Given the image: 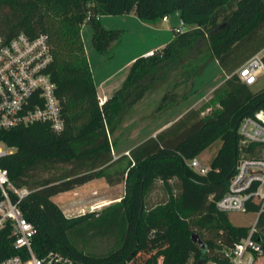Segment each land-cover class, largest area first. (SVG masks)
<instances>
[{"label": "trees", "instance_id": "16d2710c", "mask_svg": "<svg viewBox=\"0 0 264 264\" xmlns=\"http://www.w3.org/2000/svg\"><path fill=\"white\" fill-rule=\"evenodd\" d=\"M129 14L149 26L177 14L187 27L173 33L160 52L134 59L120 87L100 102L81 27L90 28L91 45L103 54L120 43L123 30L104 28L100 18ZM21 33L47 38L46 72L61 118L59 131L40 121L0 131V143L12 149L0 157V168L14 186L29 190L19 209L36 231L35 254L59 252L80 264H158L160 258L161 264H185L190 257L194 264H230L222 250L246 236L248 227L233 225L216 202L240 158L264 160V145H242L238 132L244 118L264 112V87L252 90L235 74L264 48V0H0V46ZM203 45L225 75L211 92L216 109L204 114L188 108L114 158L111 137L126 113L167 81V67L191 52L200 55ZM177 98L165 90L159 107L177 104ZM215 141L220 145L207 172H194L186 162ZM95 179L110 187L123 184L122 196L100 210L64 216L52 197ZM157 183L167 198L148 208ZM256 211L257 206L247 208ZM256 226L253 238L264 256V212ZM104 239L112 241L105 252L84 251ZM15 252L10 229H1L0 261Z\"/></svg>", "mask_w": 264, "mask_h": 264}, {"label": "built area", "instance_id": "2783aa9c", "mask_svg": "<svg viewBox=\"0 0 264 264\" xmlns=\"http://www.w3.org/2000/svg\"><path fill=\"white\" fill-rule=\"evenodd\" d=\"M175 15L178 21L172 31L181 34L185 25ZM169 17L164 16L162 21L167 22ZM153 54V51H148L144 57ZM263 54L264 48L235 71L239 80L248 87L255 85L259 77L264 76ZM50 62L51 53L44 35L30 38L21 33L0 46V131L39 121L49 122L56 131L61 129L55 85L46 72ZM238 132L242 145H264V112L259 111L253 117L244 118ZM4 147L0 148V157L12 152V149ZM186 163L200 175L208 170L196 158ZM28 194L27 188L14 186L8 179L7 171L0 168V230L6 227L10 229L16 251L14 255L1 260L0 264H80L59 252L50 251L40 256L35 254L32 244L36 231L19 209L20 202ZM250 206H257V211L252 212L257 216L248 226L247 235L222 250L223 258L230 264H256L257 258L262 255L261 245L253 237L259 232L256 223L264 212V160L242 157L237 161L236 172L230 179L227 192L216 202V209L227 214L247 212ZM261 235L264 238V231ZM158 264H161V258ZM185 264H194L193 258L190 257ZM198 264L220 263L208 261Z\"/></svg>", "mask_w": 264, "mask_h": 264}, {"label": "rangeland", "instance_id": "374dc122", "mask_svg": "<svg viewBox=\"0 0 264 264\" xmlns=\"http://www.w3.org/2000/svg\"><path fill=\"white\" fill-rule=\"evenodd\" d=\"M170 17L173 18L172 21H162L163 23L159 24V27L167 28L171 22L174 24L178 21L175 14ZM100 22L106 29L123 30L121 41L118 44H112L106 53H98L91 45V30L87 25H84L81 28V36L83 37L85 54L97 83L100 74L96 70L101 67L102 74L115 76V79L108 84V88L116 82V85L119 86L120 80L126 76L128 71L126 69L128 59L133 55H135L133 56L134 59L141 57L144 51L152 49L153 47L150 46L160 40L161 37L152 33L150 30L152 26L140 22L134 15L105 16L100 18ZM168 30L172 39L173 31ZM202 47L203 52L200 55L196 56L197 53L194 55V52H191L187 58L179 59L177 68L169 72L167 81L149 91L140 102L126 113L122 124L111 137L115 143L112 149L113 156H117L120 152L126 151L144 140L157 129L156 127L159 125L161 127L164 122L175 118L188 108L203 109L202 113L204 114L216 109L217 106L211 101V92L225 79V75L206 50L205 45ZM159 51L160 49L153 50V52ZM263 87L264 76H260L258 82L251 86V89L259 90ZM165 90L177 94V104L159 107L161 96ZM219 144V141H215L196 157L199 164L209 167L211 157L215 156ZM0 148L4 149L5 147L0 144ZM86 185L81 190L84 193L76 191L52 199L62 209L64 216L76 217L82 212L100 210L104 208L103 206L109 205L112 199L121 197L123 193V184L110 187L103 179H95ZM91 196L93 198L98 196L99 198L96 197L92 202L84 204ZM166 198L164 189L157 183L148 196L147 207L150 208L162 203ZM227 215L233 225L243 227L250 226L257 216L252 212H230ZM111 244L112 241L104 239L83 246V249L89 253L101 254ZM256 264H264V256L260 255Z\"/></svg>", "mask_w": 264, "mask_h": 264}, {"label": "crops", "instance_id": "0c3cea01", "mask_svg": "<svg viewBox=\"0 0 264 264\" xmlns=\"http://www.w3.org/2000/svg\"><path fill=\"white\" fill-rule=\"evenodd\" d=\"M130 15H133V14H129L128 16H130ZM133 17V16H132ZM135 20V19H134ZM169 20H173V18H171V17H169ZM168 22V21H167ZM161 23H163L162 21L159 23V24H161ZM159 24L158 25H156V26H152L151 27V31H152V33L153 34H156L157 36H159V37H161V39L160 40H158L156 43H153V45L152 46H150V47H153L152 49H146L145 51H144V54L146 53V52H148V51H153V50H156V49H160V51H161V49L171 40V38H170V36H169V33H170V31L168 30V29H171V31H172V28L177 24V22L176 23H174V24H172V22H171V24H169V25H167V28H161V27H159ZM84 26H82L81 28H83ZM87 27V26H86ZM89 30V29H88ZM90 31V30H89ZM83 38V37H82ZM173 38V37H172ZM83 41V40H82ZM83 45H84V42H83ZM85 50V49H84ZM159 51V52H160ZM144 54L142 55V56H144ZM133 56H135V55H133ZM133 56H131L129 59H128V61H127V68L126 69H128L129 68V66L131 65V63L134 61V57ZM180 63V62H179ZM178 63V64H179ZM100 66V65H99ZM175 68H177L176 67V65L175 66H173V65H171V66H169V67H167L166 68V70L168 69L169 70V72H171L172 71V69H174L175 70ZM92 71V70H91ZM96 72L97 73H99L100 74V78H99V81H98V83L95 81V79H94V83H95V85H96V92H97V97H98V99H99V101L100 102H103V101H105L112 93H113V91L114 90H116V89H118L119 87H120V85H121V83L123 82V80H124V78L125 77H123L121 80H120V82H119V86H117L116 84H117V82L113 85V86H111V87H109L108 88V84L112 81V80H114L115 79V76L113 77V74H109V75H104V74H102V71H101V67L100 68H98V70H96ZM92 74H93V71H92ZM127 74V73H126ZM93 78H94V76H93ZM195 108V107H194ZM187 110V109H186ZM184 112V111H183ZM182 112V113H183ZM181 113V114H182ZM180 114V115H181ZM180 115H178V116H176L175 118H173V119H171V120H169V121H167L166 123L164 122L162 125H161V127H156L157 129L156 130H154V132L151 134L152 136H154L158 131H160L161 129H163L164 127H166L167 125H169L173 120H175L177 117H179ZM139 143V142H138ZM136 145V144H135ZM220 145V144H219ZM218 148H219V146H217V150H218ZM130 149V148H129ZM128 149V150H129ZM128 150H126V151H122V152H120L117 156H114V158H117L118 156H120L121 154H126V152H128ZM217 152V151H216ZM216 154V153H215ZM200 155V154H199ZM198 155V156H199ZM197 156V157H198ZM211 158H213V157H211ZM87 184V183H86ZM86 184H84V185H86ZM83 185V186H84ZM81 186V187H79V188H76V189H74V190H72V191H69V192H66V193H62V194H59V195H57V196H54L55 198H58L59 196H61V195H64V194H69V193H72V192H80V193H84V192H82L81 190L84 188V187H86V186ZM83 187V188H82ZM86 194V193H85ZM54 197H52V199L54 198ZM97 198H99L98 196H96ZM96 197L95 198H93L92 196H91V198H88L85 202H84V204H87V203H90V202H92L93 200H95L96 199ZM106 197V196H105ZM107 198V197H106ZM118 199L119 198H115V199H110L111 201H110V203H113V202H116V201H118ZM58 206V205H57ZM59 207V206H58ZM86 207V206H85ZM104 207V206H103ZM60 208V207H59ZM61 209V208H60ZM61 211H62V209H61Z\"/></svg>", "mask_w": 264, "mask_h": 264}, {"label": "water", "instance_id": "95a60500", "mask_svg": "<svg viewBox=\"0 0 264 264\" xmlns=\"http://www.w3.org/2000/svg\"><path fill=\"white\" fill-rule=\"evenodd\" d=\"M193 240L197 241L198 239L196 236H193ZM258 240H259V238H258Z\"/></svg>", "mask_w": 264, "mask_h": 264}]
</instances>
